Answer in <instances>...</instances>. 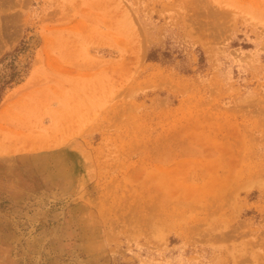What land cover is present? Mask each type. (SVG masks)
<instances>
[{
  "label": "rangeland",
  "instance_id": "obj_1",
  "mask_svg": "<svg viewBox=\"0 0 264 264\" xmlns=\"http://www.w3.org/2000/svg\"><path fill=\"white\" fill-rule=\"evenodd\" d=\"M0 264H264V0H0Z\"/></svg>",
  "mask_w": 264,
  "mask_h": 264
},
{
  "label": "trees",
  "instance_id": "obj_2",
  "mask_svg": "<svg viewBox=\"0 0 264 264\" xmlns=\"http://www.w3.org/2000/svg\"><path fill=\"white\" fill-rule=\"evenodd\" d=\"M24 50L23 48L15 49L12 52L5 54L1 59L0 63H2L7 57H10L12 60H15L19 53ZM22 76V70L19 69L16 65H11L0 70V102L3 98V93L6 87H12L13 84H17L20 82V78Z\"/></svg>",
  "mask_w": 264,
  "mask_h": 264
}]
</instances>
